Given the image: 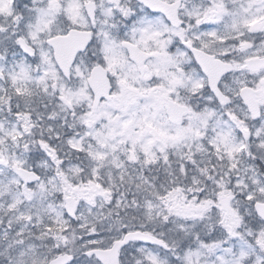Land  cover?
Listing matches in <instances>:
<instances>
[{
    "label": "snow or ice",
    "instance_id": "obj_1",
    "mask_svg": "<svg viewBox=\"0 0 264 264\" xmlns=\"http://www.w3.org/2000/svg\"><path fill=\"white\" fill-rule=\"evenodd\" d=\"M0 264H264V0H0Z\"/></svg>",
    "mask_w": 264,
    "mask_h": 264
}]
</instances>
